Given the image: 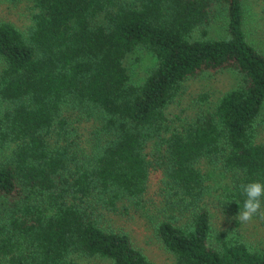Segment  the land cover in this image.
I'll use <instances>...</instances> for the list:
<instances>
[{
    "label": "trees",
    "instance_id": "obj_1",
    "mask_svg": "<svg viewBox=\"0 0 264 264\" xmlns=\"http://www.w3.org/2000/svg\"><path fill=\"white\" fill-rule=\"evenodd\" d=\"M33 1L26 31L0 21V264H157L103 223L145 214L152 172L160 200L144 217L173 264H264V248L214 231L210 209L239 214L240 186L264 182V52L246 37L242 0ZM215 6L224 39L206 38ZM143 50L154 63L135 82ZM209 71L236 84L173 126L165 110Z\"/></svg>",
    "mask_w": 264,
    "mask_h": 264
},
{
    "label": "rangeland",
    "instance_id": "obj_2",
    "mask_svg": "<svg viewBox=\"0 0 264 264\" xmlns=\"http://www.w3.org/2000/svg\"><path fill=\"white\" fill-rule=\"evenodd\" d=\"M244 12V25L248 41L264 52V0H242ZM35 12L33 0H20L11 3L8 0H0V21L13 23L20 31H26L31 24V15ZM213 20L205 27L206 38L224 39L227 37V18L225 11L220 6L213 8ZM203 39L199 28L193 30L191 40ZM140 62L134 68V80L139 82L145 76L146 70L154 63L153 58L147 51H137ZM1 66V65H0ZM236 84V75L230 71L203 73L197 78L187 80L179 95L165 110L166 117L173 126L193 120L197 115L214 109L219 98L233 88ZM256 140L264 143V110L256 124ZM206 160L202 165L205 169ZM218 165V164H217ZM215 166L216 172L220 166ZM159 172H152L149 177L147 191L143 199L145 214L142 212L128 211L127 214L108 213L103 218L104 225L117 230L127 232L133 244L140 249L151 261L157 264H173L172 256L167 253L161 243L152 233V222L146 220L148 215L151 220L155 218L156 204L160 200L157 194L159 187ZM227 179H219L224 183ZM212 212V223L214 231H223L232 227L238 232L241 239L253 248H264V219L254 218L247 223H235L238 221L236 215L229 214L222 208H210ZM75 264H111L109 260L99 257L74 256Z\"/></svg>",
    "mask_w": 264,
    "mask_h": 264
},
{
    "label": "clouds",
    "instance_id": "obj_3",
    "mask_svg": "<svg viewBox=\"0 0 264 264\" xmlns=\"http://www.w3.org/2000/svg\"><path fill=\"white\" fill-rule=\"evenodd\" d=\"M240 187L245 198L236 217L238 222L247 223L254 218L264 219V182L252 181Z\"/></svg>",
    "mask_w": 264,
    "mask_h": 264
}]
</instances>
